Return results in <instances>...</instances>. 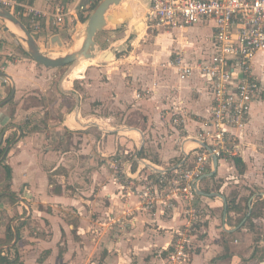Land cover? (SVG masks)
<instances>
[{
	"label": "crops",
	"instance_id": "obj_1",
	"mask_svg": "<svg viewBox=\"0 0 264 264\" xmlns=\"http://www.w3.org/2000/svg\"><path fill=\"white\" fill-rule=\"evenodd\" d=\"M18 1L20 4L16 6L14 11H17L20 17L25 16L27 21L28 15L26 14L29 11V7L54 10L48 8L46 0ZM64 1L71 7L64 22L58 24L52 15H45L42 18L41 29L36 33L37 36L58 40L64 33L71 34L85 29L88 18L99 0ZM140 1L142 0H122L119 5H113V8L118 7L120 11H124L125 5L130 3L131 15L128 20L124 21L123 18L118 17L122 22L116 24L114 28L106 26L104 28L113 30L121 24H126L129 26V36L137 34L138 23H142L141 29L146 27L144 19L142 20L143 13L139 12V15L142 13L141 17L138 16V12L136 13L139 8L137 9L135 6L140 7V4L138 5ZM148 3L141 4L142 8L144 6L143 11L145 10V12ZM80 4L86 6L85 13L80 12L78 7ZM120 11L117 13L119 14ZM108 24H110L109 21ZM212 31L210 24H196L182 30L159 31L155 35L154 42L147 45L153 47L151 53L147 50H144L146 53H143L141 49L135 50L138 51V53H135V56L130 55V58H135L138 65L142 68V73L138 74L139 80L142 82L137 87L129 88V86H126L129 91L123 89L119 95L118 92L116 94L119 97L125 96L126 100L131 99L132 108L128 112H132H129V115H132L134 111L142 113V121L138 117L136 123L127 124L125 121L124 123L118 122L112 114L83 116L81 110L84 106L86 107V104L82 101L80 91L73 87L74 81L80 78H75L70 86L65 85L66 73L60 78L57 83L58 92L65 97L69 96L76 99L73 111L63 121L64 125H68L67 127L78 131V133H83L84 136L94 137L95 139L100 136L97 148L101 153V158L95 164L87 165L88 169L85 171L84 168L82 171L78 170L77 165H75L71 172H68L69 168H67L69 181L67 183H72L74 180L77 182L88 181L86 189L82 191L81 189L79 191L72 190L70 192L71 189L66 184V176L63 175V166L68 167L67 159L49 166L47 160H51L52 158H46L48 157L46 156L47 153L43 154L41 152L40 144L36 141L28 140L30 136H19V132H22L21 127L14 123L17 119L19 106L17 105V109L13 110L11 103L17 96V89L23 87L16 70L19 69L22 72H26L27 70L24 64H15L13 62L14 65L10 61H5L7 58L6 51H8L6 45L10 44V39H13V41L21 45L23 51L28 52L18 37H14L10 33V37L8 36L3 25L2 30H0V39L6 40L5 46L2 47L3 49H0V65L4 63L6 71H2L14 79L16 92L11 99L0 106V140L3 134L0 147L6 148L8 145L6 144V139L12 129H18V134L14 139H20L15 141L9 148L6 156L2 158V160L5 158L4 160H7V163L5 161L2 162V160L0 161V166L1 164L4 166V163H6L12 169L10 178L7 177L6 173L4 175L0 174V187H2L0 188V253L13 256L17 250L21 256L22 264H65L69 260H72L74 264L86 255L84 248H87V246H89V253L95 254L99 249L97 246L101 240L106 243L105 253L108 252L104 262L110 260L112 263L113 244L117 246L116 251L119 252L120 262L123 260V256L121 255L122 247L125 244L136 247L139 252L138 258L143 256L142 251L144 249L158 247V251L159 247L161 248L157 256L152 255L153 260H160L163 257V253L166 254L168 252L167 249L174 238L175 230L181 226L183 220L178 216L176 210L174 212L166 211L165 213H162L161 210L151 212L143 210L138 198L134 194H130L127 188H124L123 180L121 177L119 178L121 174L120 170L115 169L116 172L114 171L113 160L118 152L121 151L122 153V148L128 151L129 147L134 146L140 154L145 150L147 155L144 161L147 163L139 161L137 163V160L133 161V163L130 160L125 162L123 155L118 154L122 156L123 162V167L120 166V168L134 172L140 166L145 165L148 168L162 170L182 160L181 149H183V146L187 150L195 146V142L185 140L184 136L196 134L197 126L202 119V115L206 114L210 99L197 76L180 79L175 66L171 62L172 53L174 48L185 46L187 55L190 53L194 54L196 49L206 44ZM106 51H110L111 56L109 58L118 59L117 54L110 47L101 51L100 54L96 53L97 57L95 59L106 64L103 56H107ZM83 60L86 61L85 59ZM145 70H151L148 76H145ZM254 71L263 79L264 52L256 56ZM1 75L0 102L6 99L11 92V90L10 92L7 91V84L2 81ZM3 76L10 80L12 88L11 79L7 75L3 74ZM85 77H87V74ZM34 79L35 81L40 80L39 77H35ZM76 82L79 85V81L76 80ZM60 83L66 91L61 90ZM132 85L135 86L136 84L133 83ZM144 88H151L153 92L150 95L138 97L137 92H141ZM113 101L123 105L121 98L116 97ZM179 101H182L185 106V129L170 123V114L165 111L166 107ZM107 102L108 100L106 99L103 104L106 105ZM140 122L142 123L140 124ZM263 127L264 99L255 101L252 105L250 122L245 130L244 151L241 155L237 156V158H241L243 161L245 165L244 170H238L234 158L232 159V163L228 159H221L218 160V168L214 174L215 177L220 178L225 176L229 173L227 172L229 168H232L234 170L230 177L236 178L235 181H240L238 176L247 178L250 183L254 181L252 177L255 166L262 162L264 164V151L260 149L264 145ZM84 136L81 138H84ZM106 136V142H110L112 138H117V140L112 145L110 143H101ZM182 138L183 145L177 146L179 139L181 140ZM149 143L154 145V148L150 151L146 149ZM86 173H88L87 176L85 175ZM255 181H257L255 182L256 185L262 182L260 179ZM227 183H223L220 192L226 196L228 201V198L233 199L235 196L230 197L229 193L225 192L224 188ZM74 186L80 188V186L75 184ZM24 187L30 190L29 196L21 195ZM201 188L206 190L205 186L201 185ZM13 193L14 196H12ZM241 195L243 194L240 193L238 201ZM263 195L264 191H258L255 192L253 200L252 198L248 199V211L258 198L264 197ZM24 201L31 207L30 210ZM202 201L206 203L208 208L210 207V212L214 210V215L206 224V232L203 233L204 236L200 237L201 241L196 250H194L191 264H242L247 259L249 261L246 264H264V244H256L264 243L263 233L261 238L255 240L253 229L248 224H245L246 220L239 228L234 229L243 219L240 222L238 221V223H231L228 222V214L234 212L240 215L241 213L237 211H230L228 213V208L225 213L224 201L220 196H202ZM51 209L53 210L52 212L50 211ZM25 210L28 211L23 214ZM68 211H71L72 215ZM29 212L30 215L26 218L27 222L20 227L19 241L15 243L16 245L14 244L15 247L13 248V245L7 246L6 244L11 242L7 241L8 222H4L1 215L10 216L9 222L12 225V222L16 218L27 215ZM219 213L225 214L224 225L219 224ZM257 218L264 220V214L263 216L254 218L257 226L261 225V229L264 230V224L256 221ZM29 219L33 220L32 223L30 222L31 224H34V222L39 223L38 228L41 229L40 233H35L31 229L30 224H28ZM19 220L22 219L16 221V226ZM228 224L233 227L227 228ZM90 231L92 234L88 235L87 233ZM23 239L29 240L23 241ZM9 247L11 248L8 249ZM259 247L261 254L258 252ZM12 250L14 254L11 255ZM44 252L45 254H43ZM129 258L132 260V257ZM90 259L91 262H95V258L92 256ZM125 260L127 263L126 258Z\"/></svg>",
	"mask_w": 264,
	"mask_h": 264
},
{
	"label": "built area",
	"instance_id": "obj_2",
	"mask_svg": "<svg viewBox=\"0 0 264 264\" xmlns=\"http://www.w3.org/2000/svg\"><path fill=\"white\" fill-rule=\"evenodd\" d=\"M46 3L54 10L29 7L26 14L33 34L41 29L45 15H52L62 24L71 10L64 0ZM19 4L18 0H0V5L13 11ZM78 7L80 12H86L83 4ZM143 19L154 30H182L196 24H210L213 30L206 44L194 54L187 55L185 46L174 48L172 53L171 62L180 79L197 76L210 99L196 134L184 136L195 146L190 150L183 146L182 160L162 170L142 166L143 170L140 166L129 172L120 168L118 156L113 160L124 188L138 198L143 210L178 212L183 223L175 230L167 259L183 264L201 241L199 234L191 232L194 224L202 222L209 213L198 188L203 175L213 166L212 155L221 160L243 153L252 105L264 99V81L254 71L256 56L264 52V0H149ZM152 92L153 89L144 88L137 96ZM165 111L170 114V123L185 129L182 101L174 102ZM202 229L205 233L206 228Z\"/></svg>",
	"mask_w": 264,
	"mask_h": 264
},
{
	"label": "rangeland",
	"instance_id": "obj_3",
	"mask_svg": "<svg viewBox=\"0 0 264 264\" xmlns=\"http://www.w3.org/2000/svg\"><path fill=\"white\" fill-rule=\"evenodd\" d=\"M148 2L149 0H142L138 3V5L140 4V7L135 6V8L137 9L139 8V10L136 11V13L138 12L139 17H141V14L143 13L142 20H143V15L145 14L144 13L145 10L143 11L144 6L142 8L141 4L144 5L145 3L147 4ZM13 12H15L16 15L20 17L17 11H13ZM139 12L142 13H140L139 15ZM20 18L29 27V23L26 20V17L22 16ZM144 23L146 27H143L142 29L141 28L138 29L136 32L137 34H133V36H129V32H128L129 26H127L126 24H121L113 30L104 28L98 31L95 35V39L97 41V49H98L96 53L100 54L101 51L106 50L107 48L110 47L112 50L115 51L118 59L109 58L111 56L110 51H106L107 57L104 56L106 64L102 63V61L100 62L98 59L95 58L94 59L86 58L85 59L86 61L81 62L80 64L78 63L77 64L78 66L76 65L77 67L75 66V68L72 69L69 74H67L65 79L66 86L68 85L70 86L75 78H80V79H76L79 81V85L75 80L73 87L80 91V93L82 94V101L84 102V104H86V107L84 106L81 110L83 116L90 117L94 114H98V115L112 114L116 121L122 123H124V121L127 124L136 123L138 117H140V121H142L143 119V116H141L142 113H138L137 111H134L132 115H129L130 114L129 112H132V111L128 112V110L132 108L131 99L126 100L125 96L119 97L117 96L116 92H118L119 95L120 91L122 92L123 89L129 91V89H127L126 86L127 87L129 86V88L139 86V84L142 81L139 80L138 74L142 73L141 71L142 68L138 65L135 58L134 59L130 58V55L132 54V56H135V53H138V51L135 50H141V49L143 53H146L144 50H147L149 53H151L153 47L147 45L148 44L150 45L151 43L154 42L155 35H157L159 31H163V30H154L148 28L145 21ZM6 24H8V21H6L5 19H0V30H2L3 25L6 26ZM9 33L10 32L7 31V34L10 37ZM84 34H85V29L83 30L81 29L76 33H71V34L64 33L61 35V38H59L58 40H53L50 39L49 37L41 38L37 36V34L35 33L33 35L36 37V39L38 40V42L45 51H48L50 54H54L55 56H59L67 52H70L73 49L72 47L75 44V42L78 41V37L79 38L84 37ZM5 40L0 39V43H1L0 49L3 46H5ZM10 40H11L10 44L8 43L6 45L8 51H6L7 58L5 61L6 62L10 61L11 63L14 62L15 64L17 63L24 64L27 70L26 72L24 71L22 72L19 69L16 70L17 75H19L18 78H20L23 87L17 89L18 90L17 96L15 97L14 101H12L11 103V108L13 110L17 109V105L19 106V110L17 112L18 115L16 116L17 119L14 123L18 124L21 127V131H22L21 136L22 135H27V137L30 136L28 137V140L36 141L41 146V152L43 154L47 153L46 156L48 157L46 158H52L51 160H47V164L49 166H53L58 161H63V159L65 161L67 159L68 167L63 166L64 168L63 175L66 176V177L64 176L66 180V184H68V187L71 189L70 192H72V190L79 191L80 189L82 191L87 188L88 181L77 182L74 180L72 183H67L69 182L67 176V168H69L68 172H71L75 167V165H77L78 170L80 169L82 171L84 168L85 171L86 169H88L87 165L95 164L101 158V153L98 151L97 148V142L100 136L97 137V139H95L94 137L84 136L83 133H78V131H74L70 129V127H67L68 125L65 126L63 123L66 116L73 111V108L76 103V99L74 97L71 98L69 96L65 97L64 95L59 93L57 90V83L60 80V78L63 77L65 73L69 70L70 64L60 67L46 66L36 61L34 58H32L30 54L23 51L21 45L18 42L13 41V39ZM20 41L21 43H23L21 39ZM0 70L6 71V68L4 69V63L0 65ZM150 71L151 70H145L144 71L145 76H148L150 74ZM86 74L87 77H85ZM1 76H2L1 77L2 81L5 84H7V91L10 92L11 90L10 80L7 77L3 76V74ZM35 77H39L40 80L35 81L34 79ZM262 80L264 81V77ZM133 83H135L136 85L133 86L132 85ZM138 93L139 92H137V95ZM116 97L121 98V100H123V105H121L119 102L113 101V99ZM106 99L108 100V102L106 103V105H104L103 103L104 100ZM100 110L101 112H99ZM69 122L72 124L71 121ZM141 123L142 122H140V124ZM263 131H264V127H263ZM17 134H18V129H14V130L12 129L9 132L8 138L6 139L7 142L6 144L12 142L13 145L15 141L20 139V138L14 139L17 136ZM83 136L84 138H81ZM107 136L103 138L101 143L103 144L110 143V145H112L117 140V138H112L110 142H106ZM182 145H183V138L181 140L179 139V142L177 143V146H182ZM153 148L154 145L152 143H149V146L146 147V149H149V151L152 150ZM128 149H129L128 151H125V149L122 148V153L121 151L118 152V154L123 155V159L125 162L130 160L133 163V161L137 160V163L138 161L142 163H147L144 161V158L147 155L145 150L142 154H140L138 153V150H136L134 146L129 147ZM260 149L264 151V145ZM240 151L241 150L238 149L239 153ZM118 154H117L118 160H120L121 166L123 167V162L121 158L122 156H119ZM233 156L227 157L230 163H232ZM5 162L7 163V160ZM262 163H258L255 166L252 177L254 181L251 183L250 181L247 180V178H244L242 176H238L240 181H235L236 178H231L230 177L231 173L234 170L232 168H229V170L227 171L229 173H227L223 177L217 178L215 177V175H212L209 177H205L202 180L201 185L205 186L206 190L208 191L211 190L220 191L222 189L221 187L223 183L228 182L224 190L225 192L229 193L230 197L234 195L237 201H238V196H240V193L243 194L241 195L238 201L239 205L242 208V211H240L241 214L238 215L234 212L229 213L227 217L228 222L238 223L239 218L247 211L246 205L248 204V199L252 198L253 200V198L255 197L254 196L255 192L264 191V164ZM212 168L213 166L210 168L209 171H211ZM143 170H145V168H143ZM4 173H6L5 167L1 164L0 174L4 175ZM87 174L88 173H86L85 175L87 176ZM254 174H255V179H254ZM207 179H211V180L207 181ZM258 179L262 180V182L256 185L255 182L257 181L255 180ZM74 184L80 186V188L75 187ZM21 195L29 196L30 190L24 187L21 192ZM199 200H201V198ZM202 203L203 206H205L209 210L210 207L208 208L206 203H204L203 201ZM27 211L25 210L23 214H25ZM50 211L52 212L53 210L51 209ZM68 213L72 215L71 211H68ZM213 215H214V210L210 213H207L204 216L202 222L194 224L195 228L191 232H196L197 234H199L200 237L204 236L201 230H203L202 228L206 227V224L208 223V221H210L213 218L212 217ZM224 215L225 214L219 213L218 217H219L220 225H224ZM1 218L3 219L4 222L7 223L9 222L11 217L2 214ZM256 221L258 222L260 221L264 224V220H262L261 218H257ZM28 222H29L28 224H30L31 229L35 231V233H40L39 231H41V229L38 228L39 223L34 222V224H31L33 222V220L31 219H29ZM255 224L256 225L250 227L253 229L254 239L258 240L259 238L262 237V233L264 235V230L261 229L262 228L261 225L257 226L256 222ZM231 227L233 226H230L228 224L227 228H231ZM87 234L91 235L92 232L90 231ZM24 240H29V239H23V241ZM105 244H106L105 241L101 240L99 245L97 246L99 249L95 254L89 253L90 252L88 250L89 246H87V248H84V250L86 251V255H84V257L80 259L79 262L74 264H177L167 259L168 252H166V254L163 253V257L160 260H153L152 255L157 256L159 254L158 252H160L161 250L160 247L158 251H157L158 247L144 249L142 251L143 256H141V258H138L137 256H139V252L136 249V247H132L131 245L128 244H125L122 247L123 249L121 256H123V260L121 262L119 261L120 260L118 256L119 252L116 251L117 246H115L114 244L113 245L111 244L112 263L110 260H106L104 262V259L108 253V252L105 253L104 251L106 249ZM256 244H264V243L261 242ZM167 250H170V246ZM194 250H196V248ZM258 252L259 253L261 252L260 247ZM97 253L98 256L100 257L97 256ZM12 254H14L13 250L11 251V255ZM43 254H45V252ZM91 256L96 259V260L94 259L95 262H91L90 259ZM192 256L193 253L190 256V260L187 263H183V264H191ZM129 257H132V260ZM125 258L127 259V263ZM247 261H249V259L243 261L242 264H246ZM49 264H57V263H49ZM65 264H73V263L72 260H69Z\"/></svg>",
	"mask_w": 264,
	"mask_h": 264
},
{
	"label": "water",
	"instance_id": "obj_4",
	"mask_svg": "<svg viewBox=\"0 0 264 264\" xmlns=\"http://www.w3.org/2000/svg\"><path fill=\"white\" fill-rule=\"evenodd\" d=\"M121 2L122 0H99L94 6L88 18V21L85 27L84 38H83L81 45L77 49H72L70 52H67L59 56H55V55L53 56L48 51H45L40 45V43L38 42V40L36 39V37L31 32L27 24L20 17H18L16 13L13 12L12 10L6 8L5 6L0 5V18H3L6 21H8V24H6L5 26V30L9 31L12 36L18 37L19 39H21L23 41L22 45L25 48V50L36 61L46 66H50V67H60V66L70 64V68L66 72V75H67V73L70 70L74 69L75 66L78 63H80L83 59L97 57V54H96L97 41L95 39V35L98 31L102 30L105 26L114 28L116 24H118L119 22H122L121 20H119L118 17L123 18V21L128 20V18L131 15L130 3H127L125 5L124 11H120V8L118 7L116 8L112 7L113 5H119ZM118 11H120L119 14L117 13ZM108 21L110 22V24H108ZM0 73L7 75L12 81L11 92L6 99L0 102V106H1L2 104L6 103L9 99H11L14 96L16 92V83L14 79L12 78V76L8 75L2 70H0ZM60 88L62 91H66L61 86V83H60ZM20 135H21V132H19V136ZM2 139H3V134L1 136L0 143ZM11 145H12V142H10L6 146L2 157L0 158V161L2 160L3 157L6 156ZM212 158H213V168L211 171L204 174L202 178L212 176L216 173L217 168H218V157L213 154ZM198 194L202 196H220L224 201L225 213L227 212L228 201H227L226 196L220 191H206L200 187L198 188ZM24 202L28 206V209L30 210L31 207L28 205V203H26V201ZM250 209L247 212L246 216L241 221V223L237 225L234 229L239 228L241 224L246 220L247 216L250 214ZM29 215H30V212L27 215L16 218L12 222V227L14 230V238L11 242L6 244L7 246L14 245L18 240V230L16 226V221L18 219H26L28 218ZM0 252H1V248H0Z\"/></svg>",
	"mask_w": 264,
	"mask_h": 264
},
{
	"label": "trees",
	"instance_id": "obj_5",
	"mask_svg": "<svg viewBox=\"0 0 264 264\" xmlns=\"http://www.w3.org/2000/svg\"><path fill=\"white\" fill-rule=\"evenodd\" d=\"M4 150H5L4 147L3 148L0 147V157L3 155ZM4 159L2 160V162L5 161ZM234 161H235L238 169L243 171L245 165H244L243 161L241 160V158L234 157ZM4 167L6 170L7 177L10 178L11 172H12L11 166L4 163ZM12 196H14V193L12 194ZM246 208L248 211V208H249L248 204L246 205ZM230 211H237V212L242 211V208L239 205V202L237 203L235 197L233 199L228 198V213ZM247 211L239 218V222L244 218V216H246ZM263 214H264V197H260L253 203L250 214L246 218L245 224H248L249 226H254L255 225L254 218L258 217V216H263ZM19 222H20V224L18 223V225H17V230H18L17 242L20 239V227L22 226L21 224H25L27 222V220L22 219V220H19ZM13 238H14V230L12 228L11 222H8V225H7V241H12ZM15 245H13L12 248L15 247ZM10 248L11 247H9L8 249H10ZM0 264H21V256H20L19 252H17V250H16L15 255H13V256H10L9 254L0 253Z\"/></svg>",
	"mask_w": 264,
	"mask_h": 264
},
{
	"label": "bare ground",
	"instance_id": "obj_6",
	"mask_svg": "<svg viewBox=\"0 0 264 264\" xmlns=\"http://www.w3.org/2000/svg\"><path fill=\"white\" fill-rule=\"evenodd\" d=\"M140 27H142V23H138L137 24V28H140ZM83 38L84 37H78V41L73 45V49H77L80 45H81V43H82V41H83ZM53 56H54V54H52ZM84 60H82V62H83ZM71 71V70H70ZM70 71L67 73V74H69L70 73Z\"/></svg>",
	"mask_w": 264,
	"mask_h": 264
}]
</instances>
